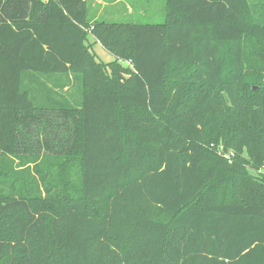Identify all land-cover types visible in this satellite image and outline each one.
I'll return each instance as SVG.
<instances>
[{"label":"trees","instance_id":"1","mask_svg":"<svg viewBox=\"0 0 264 264\" xmlns=\"http://www.w3.org/2000/svg\"><path fill=\"white\" fill-rule=\"evenodd\" d=\"M244 148L264 162V0H0V264H264Z\"/></svg>","mask_w":264,"mask_h":264},{"label":"rangeland","instance_id":"2","mask_svg":"<svg viewBox=\"0 0 264 264\" xmlns=\"http://www.w3.org/2000/svg\"><path fill=\"white\" fill-rule=\"evenodd\" d=\"M88 19L105 20L108 22H134V23H162L166 18V0H87ZM92 43V50L96 54L97 59L103 63L114 59V56L106 51L101 43L96 42L93 35L89 34V40ZM123 65L128 63L121 62ZM257 85H252L258 89ZM218 153L223 155L227 160H233V151L231 148H225L220 145ZM241 157L244 159L245 167L250 174L255 177L264 176V162L259 166H255L253 156L244 148L241 152ZM17 170H24L30 165H22L15 158Z\"/></svg>","mask_w":264,"mask_h":264},{"label":"crops","instance_id":"3","mask_svg":"<svg viewBox=\"0 0 264 264\" xmlns=\"http://www.w3.org/2000/svg\"><path fill=\"white\" fill-rule=\"evenodd\" d=\"M117 1H119V0H117ZM98 41H96L95 43H97Z\"/></svg>","mask_w":264,"mask_h":264},{"label":"water","instance_id":"4","mask_svg":"<svg viewBox=\"0 0 264 264\" xmlns=\"http://www.w3.org/2000/svg\"><path fill=\"white\" fill-rule=\"evenodd\" d=\"M254 89H256V88L254 87Z\"/></svg>","mask_w":264,"mask_h":264}]
</instances>
